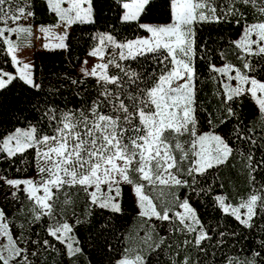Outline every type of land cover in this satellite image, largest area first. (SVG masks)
<instances>
[{"label": "snow or ice", "instance_id": "snow-or-ice-1", "mask_svg": "<svg viewBox=\"0 0 264 264\" xmlns=\"http://www.w3.org/2000/svg\"><path fill=\"white\" fill-rule=\"evenodd\" d=\"M40 3L54 15L52 25L33 24L36 0H0V94L17 85L41 90L36 65L22 58L33 38L46 51H67L74 27L98 22L96 0ZM114 3L118 20L144 35L92 37L97 43L87 55L97 62L88 69L85 59L80 75L94 80L95 95L73 109L34 105L30 111L39 115L23 116V126L0 121V158L34 170L0 174V264H37L53 251L74 264L84 255L79 230L87 225L101 236L116 229L126 188L140 227L122 234L112 264H151L166 249L167 264H205L209 246L220 249L229 238L239 243L249 235L258 237L254 246L243 258L225 255L224 264H264V0ZM154 7L166 22H143ZM139 60L151 69L132 67ZM202 72L214 85L207 106ZM230 163L243 175V188L225 192L219 171ZM22 171L27 168H16ZM194 197H208L232 230L207 226ZM10 204L19 207L10 212ZM19 217L23 222L16 223ZM26 224L41 225L45 238L26 234Z\"/></svg>", "mask_w": 264, "mask_h": 264}, {"label": "trees", "instance_id": "trees-1", "mask_svg": "<svg viewBox=\"0 0 264 264\" xmlns=\"http://www.w3.org/2000/svg\"><path fill=\"white\" fill-rule=\"evenodd\" d=\"M97 2V24L96 25H79L73 28L70 48L67 51H46L44 49H34L32 55V62L36 65V73L42 88L39 92L22 89L19 85L15 88L0 94V121H3V127L23 126V116H27L30 120L38 113L31 112L34 105L39 104L41 110L48 107H58L63 110L65 107L73 109L82 106L81 100L88 99L89 95H95L96 85L94 80L82 78L78 71V66L88 54L93 45L97 41L92 37L99 32L111 31L118 39H131L137 35H144L142 31H138L134 25L122 24L118 20L119 9L114 3V0H96ZM55 21L54 15L44 10V6L40 0H36V16L33 24L49 25ZM146 23H164L166 22L163 12L154 7L153 10L144 18ZM219 28V26H214ZM205 39L209 36L208 26H204L200 33ZM213 39H217L218 33L211 32ZM224 39L229 38L227 30L223 33ZM224 44V40L219 41ZM216 47V45H213ZM225 51L228 49L225 45ZM2 59V58H0ZM219 63V61H217ZM132 67L138 71L150 70L152 65L150 61L139 60L130 62ZM115 72V69H112ZM202 83L200 85L201 100L207 106V100L210 98V92L214 85L204 77L206 73L202 72ZM82 80L83 83L73 85L71 80ZM54 102V104L49 103ZM20 109L25 110L22 115ZM251 118V112L245 108ZM19 118V123L17 119ZM203 119V116H202ZM31 159V156L28 157ZM235 163V162H233ZM27 168V171L20 173L16 172V168ZM0 174H7L9 178L17 176H32L34 170L28 167L27 163H21L19 160L9 161L0 158ZM219 181L225 185V192L234 191L236 188H243V175L237 168L232 166V163L224 166L219 171ZM217 191L220 189L217 187ZM4 199V192L0 190V201ZM193 206L197 209L202 221L209 227L232 230V222L230 219L223 218L214 210L212 203L208 197L193 198ZM19 207L18 204H10L9 211ZM125 215L120 218L116 229L112 232L105 233V235L97 236L95 232H89L87 225L79 230L82 246L84 247V255L76 258L74 264H112V261L119 254L122 247V241L119 239L123 233L135 232L139 230L140 223L135 219V212L133 211V203L128 188L125 189ZM79 214V211H78ZM23 222V217H19L16 223ZM26 234L29 231L38 233V236H33L34 239L45 238V233L41 225H35L30 230L27 224ZM239 230V229H238ZM217 237L214 236V241ZM258 237L249 235L246 240H241L236 243L234 239L229 238V243L220 249H213L209 246V255L201 259L205 260V264H224L225 255L239 254L243 258L249 246H254V241ZM112 246L113 250L108 251L105 241ZM57 247H60L57 245ZM193 258L197 257V253H192ZM169 252L164 250L158 255L153 254L151 264H167ZM37 264H70L69 258L64 255H58L56 252L43 254L38 260Z\"/></svg>", "mask_w": 264, "mask_h": 264}, {"label": "crops", "instance_id": "crops-1", "mask_svg": "<svg viewBox=\"0 0 264 264\" xmlns=\"http://www.w3.org/2000/svg\"><path fill=\"white\" fill-rule=\"evenodd\" d=\"M34 25L39 26L37 24H34ZM49 25H52V24H49ZM49 25L47 24L45 26H49ZM34 39L35 38L32 39L30 46H28L26 50L23 51V57H22L24 59L25 57L29 56V60H31V62H32V55H33L34 49H38V48L43 49L42 47L37 46L36 41Z\"/></svg>", "mask_w": 264, "mask_h": 264}, {"label": "rangeland", "instance_id": "rangeland-1", "mask_svg": "<svg viewBox=\"0 0 264 264\" xmlns=\"http://www.w3.org/2000/svg\"><path fill=\"white\" fill-rule=\"evenodd\" d=\"M34 40L36 41L37 46H38V47H41L43 41H42V40H37V39H34ZM38 49H40V48H38ZM24 59L27 60V61H30V62H31V60H29V56L25 57ZM85 59H88V65H87V68H88V69H91V67L93 66V64H95V63L97 62L95 58H90V57H88L87 54H86V56L84 57V59L82 60V62H83ZM82 62H81V64L78 66V71H79V72H80V69H81V66H82Z\"/></svg>", "mask_w": 264, "mask_h": 264}]
</instances>
